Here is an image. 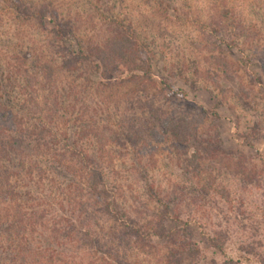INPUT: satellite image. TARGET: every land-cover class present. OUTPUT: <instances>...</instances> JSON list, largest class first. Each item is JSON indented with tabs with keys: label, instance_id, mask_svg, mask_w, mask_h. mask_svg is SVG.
<instances>
[{
	"label": "rangeland",
	"instance_id": "rangeland-1",
	"mask_svg": "<svg viewBox=\"0 0 264 264\" xmlns=\"http://www.w3.org/2000/svg\"><path fill=\"white\" fill-rule=\"evenodd\" d=\"M14 3L0 0V101L19 107V115L24 114L29 122L44 115L31 112L34 102L45 112L59 101L69 119L63 126L69 134L64 140L67 145L77 138L72 136L76 124L71 121L115 128L125 117L147 118L146 103L151 100L198 121L201 139H207L209 128L216 126L221 150L245 158L250 181L210 163L206 170L210 187L205 193L204 174L200 181L193 178L185 162L188 154L170 149L161 137L148 139L135 150L113 144L96 153L107 161L102 165L105 181L129 214L150 218L164 204L174 217L189 220L182 237L197 244L199 264L225 257L259 264L251 256L247 259L239 247L254 241L259 243V255L264 253V0H22L20 8ZM39 5L55 8L63 25L69 20L82 37L80 41L98 40L105 34L101 13L131 23L151 51L156 79L166 81L171 90H180L185 97L174 95L177 105L173 106L158 100L153 90L105 85L107 81L101 82L90 68L59 71L63 52L54 48L52 25L48 18L40 24L31 17ZM231 21L238 27L222 31L221 26ZM62 40L64 47L76 50L72 36L64 34ZM215 52L235 71L233 81L212 79L207 72L220 64ZM37 56L59 71L55 84L44 81ZM26 75L34 79L31 88L26 85ZM215 102L218 118L201 119L200 108L211 110ZM77 112L81 118L73 120ZM241 134L249 136V145ZM99 222L108 223L105 219ZM174 223L168 222L170 226ZM219 226L228 232L224 256L206 242V234ZM153 244L147 253L134 249L128 253L145 264H162L166 249Z\"/></svg>",
	"mask_w": 264,
	"mask_h": 264
},
{
	"label": "trees",
	"instance_id": "trees-1",
	"mask_svg": "<svg viewBox=\"0 0 264 264\" xmlns=\"http://www.w3.org/2000/svg\"><path fill=\"white\" fill-rule=\"evenodd\" d=\"M14 2L16 8L22 7V0ZM101 14L105 34L98 40L83 41L69 20L64 25L58 20L55 8L36 6L31 17L40 24L48 18L47 23L52 25L54 48L63 52L59 71L72 73L90 68L101 82L107 81L105 85L131 86V90L143 92L153 90L158 100L176 106L174 95L183 98L184 93L173 91L166 81L156 79L151 51L132 24ZM228 27L238 25L231 21L221 26L222 31ZM64 34L76 41L75 51L64 47ZM216 52L213 56L220 64L207 72L212 74V79L224 77L233 81L235 71ZM40 59L37 56L40 72L51 86L55 84L57 70L48 60ZM25 80L31 88L33 77L26 75ZM59 104L55 102L52 108L42 112L34 102L31 112L44 115L29 122L22 117L24 114L19 115V107L0 101V264H145L128 251L147 253L154 247L153 242L166 249L162 264H199L197 244L182 237L189 220L174 217L164 204L150 218L129 214L121 207L115 189L106 183L102 165L107 161L96 152L113 144L135 150L148 139L161 137L170 149L188 154L185 162L193 178L200 181L204 174L201 182L205 193L210 187L206 173L210 163L250 181V167L245 158L221 150L216 126L209 128L207 139H201L198 121L156 106L153 100L146 103L147 118L125 117L115 128L109 124L96 127L84 121H71L76 124L72 136L77 138L67 145L69 134L63 126L69 119ZM217 104L208 111L200 108L201 119H217ZM73 118L81 117L77 112ZM239 136L250 144L247 134ZM86 141L92 146L82 144ZM6 164H11V169ZM101 219L108 222L106 226L99 222ZM170 221L176 223L170 226ZM227 241L228 232L221 226L206 234L207 245L223 256ZM257 245L258 242L252 241L240 244L239 249L247 259L251 256L264 264V253L259 255ZM204 264L242 262L239 258L225 257L221 261L210 258Z\"/></svg>",
	"mask_w": 264,
	"mask_h": 264
}]
</instances>
